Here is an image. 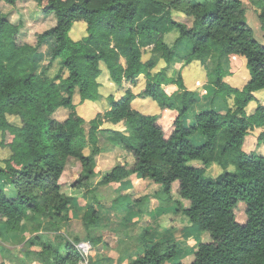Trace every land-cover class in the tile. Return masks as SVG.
<instances>
[{
  "label": "trees",
  "instance_id": "trees-1",
  "mask_svg": "<svg viewBox=\"0 0 264 264\" xmlns=\"http://www.w3.org/2000/svg\"><path fill=\"white\" fill-rule=\"evenodd\" d=\"M0 1L14 6L21 0ZM32 1L43 14L55 18L54 26L38 35L34 46L17 43L19 26L0 11V148L9 150L8 158L0 160V237L19 233L25 241L30 236L23 253L36 264L84 263L80 241L59 234L60 225L70 220V211L84 209L81 222L87 232L99 219L95 202L82 204L61 191L59 180L67 159L73 158L83 173L71 185L73 190L95 179L104 186L136 177L143 186H159L177 204L174 213L187 226L181 230L198 227L209 236V241L199 242L184 255L186 261L175 264H264V157L256 152L264 144V106L246 114L253 94L264 90V46L252 35L242 1ZM253 3L264 23V0ZM175 16L190 19L191 24ZM77 22L85 24L86 33L74 41L69 32ZM173 31L178 38L170 48L164 37ZM46 43L50 44L48 61L38 70V51ZM148 48L152 54L159 53L157 60L142 61ZM231 55L245 58L249 71L240 90L223 81L229 74L223 64ZM174 58L181 59L183 66L200 62L214 94L223 100L232 98V108L200 112L192 126H184L182 120L196 95L186 90L180 71L168 75ZM159 60L165 67L152 72ZM56 61L60 68L50 77ZM101 64L111 83L127 89L118 100L110 99L108 111L89 122L86 135L73 96L77 91L81 103L101 99ZM140 76L144 88L135 95L130 87ZM169 85L177 88L170 95L165 92ZM138 97H150L162 111H173L174 117L164 124L162 116L133 110L132 102ZM60 109L70 111L63 121L53 118ZM8 116L19 125L10 124ZM103 120L121 124L123 131L99 129ZM254 129H262L257 137L252 135ZM100 132L111 134L112 144L131 157L130 165L114 164L110 156L100 159L106 153L98 147ZM193 138H200L201 145L193 144ZM88 145L91 153L86 156L83 151ZM192 162H200L202 168L192 167ZM211 165L222 172L208 179L204 174ZM120 192L139 201L133 191ZM239 207L242 219L236 217ZM49 231L55 233L54 243ZM87 239L99 243L90 235ZM178 251L179 246L168 241L145 244L132 264H162Z\"/></svg>",
  "mask_w": 264,
  "mask_h": 264
},
{
  "label": "rangeland",
  "instance_id": "rangeland-1",
  "mask_svg": "<svg viewBox=\"0 0 264 264\" xmlns=\"http://www.w3.org/2000/svg\"><path fill=\"white\" fill-rule=\"evenodd\" d=\"M241 1L245 9V20L252 31L254 39L264 46V23L259 20L260 11L253 3L255 0ZM0 11L6 16L9 22L19 26V33L16 36L18 44L27 43L34 46L37 36L53 27L55 24L54 16L43 14L41 9L32 0H21L14 6L5 5L0 1ZM174 19L185 22L188 25L191 24L190 19H183L178 16H175ZM85 28L86 26L83 22L74 23L69 32L70 38L74 41L82 39L86 33ZM49 51V43L44 44L38 51V70L43 69L46 65ZM153 54L150 48L145 49L143 51L142 61L147 62L149 59L157 60L159 53ZM181 55H183V51H181ZM235 58H239L240 62L243 60L244 63L240 66L238 73L229 79L231 84L232 81L240 80L243 76L249 77L245 58L239 56ZM228 59L229 57L227 61ZM230 62L223 64V69L227 70V66L229 67ZM206 65L212 67L213 63L207 61ZM232 66L235 67L234 65ZM59 68L60 61H56L48 72L49 76L53 77ZM100 68L102 71L104 70L98 78L102 100L98 103L96 102V104L88 101L81 103L77 91L73 96L75 112L85 122L84 128L86 135L90 128L89 122L93 120L96 115L100 114V116H102L109 110V98H114L113 95L115 94V90L112 85H110V80H105L104 78V65L101 64ZM154 71L152 70V72ZM181 76H183L186 84L194 79H203L204 76L207 78V75L203 74L198 63L195 62L184 66L181 70ZM237 86H241V83H237ZM143 88L144 83L140 85L137 91L141 92ZM125 89H127L126 86L124 87V90ZM210 98L211 103L206 106L207 108L217 109L218 103L220 104L219 107H222L224 110L232 107H230L228 99L223 100L221 95L214 94L210 96ZM197 104L199 105V103H196V105ZM259 105L264 106V90L255 93L254 100L248 104L246 111L248 114H252ZM156 106L158 107L157 103L150 97H144L134 101V108L138 109L140 113L147 115H153ZM69 112L70 111L66 109H60L53 115V118L57 121H63L67 118ZM7 121L12 125H19L18 120L14 117L8 116ZM99 129L123 131L121 124L111 125L105 120H103V124ZM252 135L255 137L258 136L254 134V131ZM111 138L112 136L109 132L98 133V147L102 149L103 152H106L100 159L110 156L114 164L120 165L124 163L125 160H131V157L125 151L112 144ZM90 153L91 146L88 145L84 149L83 154L87 156ZM257 154L264 157V146L258 147ZM8 156L9 150L6 147L0 148V160H4L8 158ZM190 165L195 168H202L200 162H193ZM221 172L218 166L211 165L207 168L204 177L211 179ZM82 175L80 163L76 159L69 158L67 159L63 175L59 180L63 193L77 197L79 201L82 200V204L83 202H95L94 208L99 213V219L95 221L96 224L91 228V232L85 231L81 222L84 213V209L82 208L70 211L69 222L60 225L59 234H63L66 239L71 242L78 239L80 241L78 243L79 245L81 243H89V241H87V235L99 241L97 244L89 243L90 247L88 251L86 253L82 252L84 256V263L82 264H132L138 256L143 254V245L165 241L171 244H177L179 246V251L174 257L164 261L162 264H175L180 261H186L187 258H184V255L189 253L191 249H194L199 242H207L210 240L209 236L198 227H192V229L186 228L181 231V227L184 226V224L186 226V221L175 215L174 210L177 204L174 203V201H170L162 193L159 186L153 185V183L147 186H143V184L137 186L136 184L139 180L134 177L130 183H116L104 186H99L98 180L95 179L91 183L83 186L81 190H73L71 185ZM134 185L135 198L139 201H134L129 196L122 195L120 192L121 190H130ZM175 188L174 186V190ZM145 190L148 191L146 192ZM145 192L147 194L142 196L141 193ZM235 213L238 219L243 218L242 207L236 209ZM35 224H37V222ZM27 228L29 231L30 225H28ZM54 235L55 233L53 231L48 232V236L52 243H54ZM20 236L21 234L15 233L9 234L6 239L0 237V262L6 264H36V262L30 261L23 253V248H27L25 241L30 236H26L27 238L25 241H21L19 239Z\"/></svg>",
  "mask_w": 264,
  "mask_h": 264
},
{
  "label": "crops",
  "instance_id": "crops-1",
  "mask_svg": "<svg viewBox=\"0 0 264 264\" xmlns=\"http://www.w3.org/2000/svg\"><path fill=\"white\" fill-rule=\"evenodd\" d=\"M178 33L176 31H173L169 34H167L165 37H164V42L165 44L168 46V47H172V45L174 44L175 40L178 38ZM235 57H238V56H234V55H231L229 56V59L227 62H230L229 63V67L227 66V70H228V75L227 77H224L223 78V81L229 85L231 88H234V89H238L240 90L245 84L246 82L248 81L249 77H246V76H243L242 78H240V80H234L232 81V84L230 83V78L234 77L238 71L240 70V66L243 65V60L242 62L239 61V58H235ZM235 58V60H234ZM162 63V64H161ZM195 63H198L200 69L203 71V74L206 75V70L204 69V67L201 65L200 62H195ZM237 64V66H236ZM232 65H234L235 67H233ZM232 66V67H231ZM163 67H165V63L163 60H159L154 68V72H158L160 71L161 69H163ZM183 62H181V59L179 58H174L172 61H171V65H170V70L168 72V75H172L173 72H178L182 70L183 68ZM104 72V70L102 71V73ZM207 77V76H206ZM104 78L105 80L108 79L109 80V75H108V72L107 70L105 69V74H104ZM182 79H183V84H184V87L186 88V90L188 91H191V92H194L195 95H196V102L195 104L192 106L191 110L188 112V114L183 118L182 120V123L184 126L186 127H190L193 125V118L196 114L200 113V112H203V111H207L209 110L210 108H207L206 106H208L210 103H211V98L210 96L214 95V89L212 86H210L208 83H207V78H205V76L203 77V79H194L193 81H190V82H187V84L185 83L184 81V78L182 76ZM143 81V82H142ZM144 83V79L142 76H140L138 79H137V82H136V85L135 86H132L130 89L132 91L133 94L137 95L140 93V91H137V89L140 87V85L142 83ZM205 82V83H204ZM241 83V86H237V83ZM111 83V82H110ZM110 85H112L113 89L115 90V94L113 95L114 98H109L110 99H113V100H118L124 93V88H119L117 86H115L113 83H111ZM117 89V90H116ZM143 90V89H142ZM141 90V91H142ZM177 90L176 86L174 85H169V86H166L165 87V92L167 94H172L174 93L175 91ZM258 92V91H257ZM99 93L100 92V88H99ZM256 93V92H255ZM255 93L253 94L254 97H255ZM102 97V95H101ZM106 97V96H105ZM140 99V97L136 98L133 100L132 102V109L139 112L140 111L138 109H135L134 108V101ZM102 100V98L100 99ZM99 100V101H100ZM97 101V103L99 102ZM89 102V101H88ZM228 102L230 104V107L233 106V100L232 98H228ZM94 104H96V102H92ZM196 103H199V105ZM196 105V106H195ZM218 105V108L217 109H214V110H219V111H225L222 107H219V103L217 104ZM206 107V108H205ZM232 108V107H231ZM143 114V113H141ZM246 114L247 115H250L248 114V112L246 111ZM144 115H147V114H144ZM153 115H158V116H162L163 117V122L164 124H167L168 122L171 121V119L174 117L173 116V111H168V110H165V111H162L160 108L158 110V107L156 106L155 107V113ZM112 125V124H111ZM261 129H254V134L255 135H258L260 133ZM202 143V140L200 138H193V144L195 145H201ZM261 146H264V144H262ZM258 148L256 149V152H257ZM127 162V165L131 164L132 163V160H128V161H124V163H121V165L123 164H126ZM193 163V162H192ZM125 183H130V182H125ZM120 184H123V183H120ZM142 183V181H138L137 182V186H140ZM118 185V184H117ZM135 190V185L130 189V190H127V191H133L134 192ZM146 192L148 190H145ZM141 193L142 196L146 195L147 193ZM140 195V194H139ZM72 196V195H71ZM138 196V195H137ZM141 196V197H142ZM189 229H192V228H189ZM182 231V230H181Z\"/></svg>",
  "mask_w": 264,
  "mask_h": 264
},
{
  "label": "built area",
  "instance_id": "built-area-1",
  "mask_svg": "<svg viewBox=\"0 0 264 264\" xmlns=\"http://www.w3.org/2000/svg\"><path fill=\"white\" fill-rule=\"evenodd\" d=\"M82 252L86 253L90 247L89 243H81L79 246H78Z\"/></svg>",
  "mask_w": 264,
  "mask_h": 264
}]
</instances>
